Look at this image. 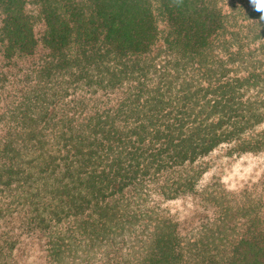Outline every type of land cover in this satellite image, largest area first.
<instances>
[{
	"label": "trees",
	"instance_id": "obj_1",
	"mask_svg": "<svg viewBox=\"0 0 264 264\" xmlns=\"http://www.w3.org/2000/svg\"><path fill=\"white\" fill-rule=\"evenodd\" d=\"M229 8L0 0V264H264L260 202L159 205L264 150V7Z\"/></svg>",
	"mask_w": 264,
	"mask_h": 264
},
{
	"label": "rangeland",
	"instance_id": "obj_2",
	"mask_svg": "<svg viewBox=\"0 0 264 264\" xmlns=\"http://www.w3.org/2000/svg\"><path fill=\"white\" fill-rule=\"evenodd\" d=\"M219 1L223 2V7L227 10L231 3H235L236 7L241 4L246 12L244 16H251L247 10L252 9L254 0ZM240 17L243 16L238 14V18ZM248 23H251L250 18L245 20V25ZM2 106L3 103L0 102V112ZM200 166L205 173L195 194H184L170 201L162 200L159 205H168L171 212L182 219L192 215L195 205H246L248 201L264 205V150L254 154L234 155L228 148H221L205 157ZM208 194L211 196L210 203L203 200ZM153 202L155 203V198ZM13 231L19 233L18 228ZM18 238V246L22 251L20 264H34L37 251L26 235H18Z\"/></svg>",
	"mask_w": 264,
	"mask_h": 264
},
{
	"label": "clouds",
	"instance_id": "obj_3",
	"mask_svg": "<svg viewBox=\"0 0 264 264\" xmlns=\"http://www.w3.org/2000/svg\"><path fill=\"white\" fill-rule=\"evenodd\" d=\"M261 7H264V0H261Z\"/></svg>",
	"mask_w": 264,
	"mask_h": 264
}]
</instances>
